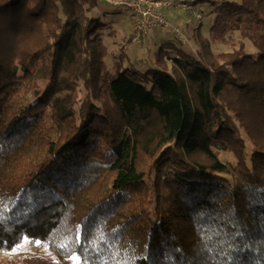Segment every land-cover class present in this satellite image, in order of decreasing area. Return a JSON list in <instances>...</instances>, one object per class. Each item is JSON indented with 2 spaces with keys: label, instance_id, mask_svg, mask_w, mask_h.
<instances>
[{
  "label": "trees",
  "instance_id": "trees-1",
  "mask_svg": "<svg viewBox=\"0 0 264 264\" xmlns=\"http://www.w3.org/2000/svg\"><path fill=\"white\" fill-rule=\"evenodd\" d=\"M193 4L234 49L140 69L99 0H0V264H264V0Z\"/></svg>",
  "mask_w": 264,
  "mask_h": 264
},
{
  "label": "rangeland",
  "instance_id": "rangeland-1",
  "mask_svg": "<svg viewBox=\"0 0 264 264\" xmlns=\"http://www.w3.org/2000/svg\"><path fill=\"white\" fill-rule=\"evenodd\" d=\"M111 2L114 6L106 3L104 0H99V6L91 13L94 17H101L102 21L109 22L110 28L105 30V40L108 43L110 53L107 57V66L112 68L113 64L121 58L122 54L125 56L124 64L126 66L137 67L144 69L142 66H145L150 58L153 59L158 46L160 45V39H153L154 30L150 31L148 34L144 35L141 42L135 43L132 41L133 34V23L134 16L132 12V7L129 3L134 0H107ZM241 1V0H237ZM125 7H123V6ZM196 9L201 12L203 18L202 21L198 24L194 19L192 13L181 10L177 7H173L167 13H182L181 16L173 18V21H170V24L178 27L181 32H183L184 37L181 39L187 46H189L197 55L202 58L205 62L210 63L213 60V54L217 52H229L234 48L230 44H225L219 41H213L210 34V26L212 24L211 14L212 7L209 5L203 4H194ZM111 7H120L121 13H113ZM127 7V8H126ZM211 14V15H210ZM187 20L189 21L186 25ZM196 25H201L199 29L195 27ZM169 32L173 33L170 28H163ZM229 36L235 41H241V37L237 30H232L229 33ZM247 50L252 52L254 47L248 40H244ZM146 60V61H145ZM151 63V62H150ZM137 65V66H136ZM220 157L224 161H230L236 163L235 157L224 151H220ZM37 251L28 240H24L23 243L15 249L13 252L8 253L4 256L6 260H12L20 258L26 253H35ZM64 264H79L78 257L73 256L63 260Z\"/></svg>",
  "mask_w": 264,
  "mask_h": 264
},
{
  "label": "built area",
  "instance_id": "built-area-1",
  "mask_svg": "<svg viewBox=\"0 0 264 264\" xmlns=\"http://www.w3.org/2000/svg\"><path fill=\"white\" fill-rule=\"evenodd\" d=\"M193 2L194 0H134L129 3L134 16L132 41L135 43L141 42L144 35L151 30L163 28H170L180 39H183V32L178 27L170 24L166 14L173 7H177L192 13L199 24L203 16L196 9Z\"/></svg>",
  "mask_w": 264,
  "mask_h": 264
},
{
  "label": "crops",
  "instance_id": "crops-1",
  "mask_svg": "<svg viewBox=\"0 0 264 264\" xmlns=\"http://www.w3.org/2000/svg\"><path fill=\"white\" fill-rule=\"evenodd\" d=\"M174 14L175 13H168L167 15H168V18H169V20L170 21H173V18H176V17H179V16H181V14L182 13H177L176 14V16H174ZM187 24L186 25H188V23H189V21L187 20V22H186ZM134 24V23H133ZM194 24H195V27H198L197 29H199V27H201V25L199 26V25H196V22H194ZM154 34H152L153 36H154V40L155 39H164V38H167V37H170V35L171 34H169V32L168 31H166L165 29H160V30H155L154 32H153Z\"/></svg>",
  "mask_w": 264,
  "mask_h": 264
}]
</instances>
